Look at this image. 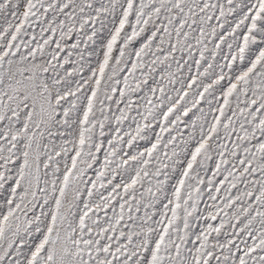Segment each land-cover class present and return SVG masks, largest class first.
Returning <instances> with one entry per match:
<instances>
[{"label": "snow or ice", "instance_id": "6c2138e0", "mask_svg": "<svg viewBox=\"0 0 264 264\" xmlns=\"http://www.w3.org/2000/svg\"><path fill=\"white\" fill-rule=\"evenodd\" d=\"M0 264H264V0H0Z\"/></svg>", "mask_w": 264, "mask_h": 264}]
</instances>
